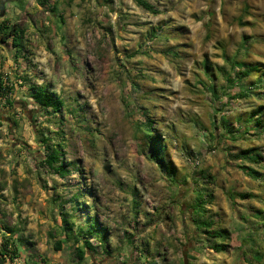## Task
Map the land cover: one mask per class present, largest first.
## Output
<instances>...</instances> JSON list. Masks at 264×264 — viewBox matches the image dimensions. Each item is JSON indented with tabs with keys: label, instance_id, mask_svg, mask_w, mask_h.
Masks as SVG:
<instances>
[{
	"label": "rangeland",
	"instance_id": "1",
	"mask_svg": "<svg viewBox=\"0 0 264 264\" xmlns=\"http://www.w3.org/2000/svg\"><path fill=\"white\" fill-rule=\"evenodd\" d=\"M146 1L159 12L134 0H12L8 25L23 37L0 41L11 73L2 102L20 77L65 105L53 114L28 101L17 132L0 130V248L7 241L23 264H77L84 237L94 252L78 264H247L243 246L264 264V83L251 85L264 68V0ZM236 61L257 69L238 75ZM54 147L71 163L64 175L43 162ZM253 148L257 162L240 157ZM197 193L201 218L228 233L216 239L226 252L195 230ZM62 216L71 228L54 250Z\"/></svg>",
	"mask_w": 264,
	"mask_h": 264
},
{
	"label": "trees",
	"instance_id": "2",
	"mask_svg": "<svg viewBox=\"0 0 264 264\" xmlns=\"http://www.w3.org/2000/svg\"><path fill=\"white\" fill-rule=\"evenodd\" d=\"M137 5L141 6L145 10L151 12V13H158V9L155 8L152 4L147 2L146 0H134ZM41 3V1H40ZM23 37V31L19 29L15 24L8 25V20L1 19L0 20V41H4L7 38H10V41L14 47H17L19 45L20 40ZM246 45V39L243 40L241 43V47H244ZM236 65L238 66H246L243 68H239L237 74L241 76H247L249 75L252 71H256L257 66L255 65H245L243 62L236 61ZM232 68H235V65H231ZM256 80L251 82V85L254 87H259L264 83V68L262 71L255 77ZM30 97L32 98L33 103L36 105V108L41 111L45 109L46 111H50L53 114L54 113H60L62 108H64V101L61 97L54 95L53 92L48 90L45 86L41 84H30ZM0 89L3 90L4 87L0 85ZM239 97H245L247 95V92L245 90H240L239 92ZM256 95H260L257 93ZM260 107V106H259ZM255 114V110L251 115ZM152 121L149 119L146 122L147 126H150ZM256 124H259V120H256ZM0 126H1V121H0ZM243 132H247V128L244 127L242 128ZM261 131H264V128L261 129ZM226 135L229 137H235L233 136V132L226 128ZM149 142H150V147H149V153L150 157L158 164L161 166H164V159L162 156V147L159 145L158 142V136L155 134H149ZM41 142L45 145V148H49L48 144L46 143V138H42ZM256 149H248V150H242L240 152V157L243 159H247L249 156L248 154L252 153V156H250L248 159H252L253 162H257L258 159L261 157L258 152H255ZM252 157V158H251ZM43 162L52 168L55 172H57L60 175H64L69 171L68 166H70V162L65 164L62 161L61 158V153L59 152V148L54 147L50 149L43 157ZM168 168V167H167ZM252 174L255 177H258V172L256 170H252ZM228 196L230 199H234L235 197L238 198H246L250 197L251 194L247 192H228ZM203 200H201V197L199 196V193L196 194V199L194 204L192 205L191 208V221L194 224L195 230L198 231V229H203L202 232L206 235L205 239H209L210 242H208V247L213 250L214 252H226L228 250V244L223 242V241H217V238H224L228 236V233L224 229H214L212 228V222L210 220H206L201 218L200 216V211L203 210ZM61 221L63 222V229H64V238L63 239H58L53 243V249L54 250H61L63 242L67 240V236L69 235V230L71 228V225L67 222L66 216L61 217ZM94 233H97L98 230L94 229ZM89 233L92 232L91 230L88 231ZM7 242V241H6ZM4 242L3 248H0L1 256L3 254V251L7 249V244ZM244 245V244H242ZM241 253L243 254L244 261L248 264H260L259 262H254L251 263L250 259L246 258L248 255V248H240ZM74 255L77 259V262H81L84 260V255L87 251L93 253L94 249L90 241L84 237L83 240H81L80 245H75L73 247ZM12 252V249H11ZM251 252H254L257 254L255 249H251ZM13 253H14V248H13ZM249 256L255 257V259H258L253 254L249 253ZM77 263V264H78Z\"/></svg>",
	"mask_w": 264,
	"mask_h": 264
},
{
	"label": "crops",
	"instance_id": "3",
	"mask_svg": "<svg viewBox=\"0 0 264 264\" xmlns=\"http://www.w3.org/2000/svg\"><path fill=\"white\" fill-rule=\"evenodd\" d=\"M15 1L23 4V9H25L28 6L27 3H25V0H15ZM14 7L18 8L17 5L12 2V0H2L0 12L3 9V16H0V20L4 18L8 20L7 17L10 16V10ZM8 62L12 63L11 60H8ZM5 66H7V63L0 66V85H2L3 83L2 81L6 79H10L8 77L10 76L11 73H9L7 69H5L6 68ZM15 69H17L16 65L13 66V73H15ZM11 85L13 86L15 91H14V95L10 98L11 100H8L7 104H4L2 102L1 99L2 90L0 89V121H1L0 130L2 131V133L6 132L7 128L12 129V131L16 133L17 126L14 127L17 123L15 118L17 116L16 111L20 110L21 107L25 110V106L29 105L28 101L32 103L30 104V106L34 104L32 98L30 97V88H28V86L25 84L23 78L18 77L15 80H11ZM17 88H19L18 89L19 93L16 91ZM0 143H1V138H0ZM21 145H22L21 143H16L14 147L15 148L21 147ZM15 148H13L14 151H16V149H19V148L16 149ZM13 177H14L13 173L8 172V176L6 177V179L8 182H12V180L14 179Z\"/></svg>",
	"mask_w": 264,
	"mask_h": 264
},
{
	"label": "built area",
	"instance_id": "4",
	"mask_svg": "<svg viewBox=\"0 0 264 264\" xmlns=\"http://www.w3.org/2000/svg\"><path fill=\"white\" fill-rule=\"evenodd\" d=\"M5 83L6 82L2 83V87L4 88H5L4 86ZM1 257L5 264H23L22 259L11 252V248L9 245L7 246V249L3 251V254ZM29 264H39V263L31 262Z\"/></svg>",
	"mask_w": 264,
	"mask_h": 264
},
{
	"label": "water",
	"instance_id": "5",
	"mask_svg": "<svg viewBox=\"0 0 264 264\" xmlns=\"http://www.w3.org/2000/svg\"><path fill=\"white\" fill-rule=\"evenodd\" d=\"M1 5H2V1L0 2V7H1ZM0 264H5L2 257H1V252H0Z\"/></svg>",
	"mask_w": 264,
	"mask_h": 264
}]
</instances>
